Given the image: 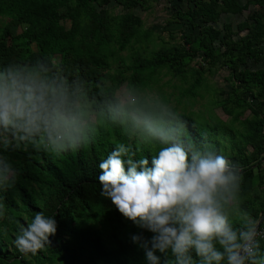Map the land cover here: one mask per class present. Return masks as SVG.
I'll list each match as a JSON object with an SVG mask.
<instances>
[{"label": "trees", "instance_id": "trees-1", "mask_svg": "<svg viewBox=\"0 0 264 264\" xmlns=\"http://www.w3.org/2000/svg\"><path fill=\"white\" fill-rule=\"evenodd\" d=\"M147 1L0 0V17L9 19L13 26L26 25L22 33L14 36H11L9 25L2 29L0 64H31L37 58L44 59L51 73L69 80L86 81L89 99L97 105L102 99L113 96L117 85L125 81L128 89L145 99L142 93L158 83L163 70L169 73L186 67L198 53L202 55V62L211 68L219 63H230L235 89L218 105L237 120L244 107L237 109L236 94L243 90L257 100L255 104L245 106L252 112V117L240 122L245 131L239 135L242 146L231 139L233 154L230 158L240 166L244 179L242 190L247 192L255 178L253 168H257L256 176L264 174V69L253 72L241 66L247 59L254 63L261 60V44L264 42V6L261 3L264 0H246L243 5L237 0H187L193 8L177 11L167 22L178 25L184 21L197 29L198 34L184 36L183 48L168 53L153 50L147 53L151 33L141 32L140 20L133 14ZM113 2L121 6L124 14H109L106 7ZM225 6L229 13L245 11L249 6L259 10L251 15L254 23L251 32L238 40L226 35L225 48L219 51L214 48V42L220 32L211 26L200 27L195 21H212L218 16V9ZM63 8L66 10L61 16L59 10ZM65 18L70 22L68 29L61 24ZM8 37L11 45L6 41ZM20 40H25L27 45H22ZM136 43L140 44L139 50L135 49L128 57L129 63H126L118 54L134 49ZM31 46L35 48L32 51L29 49ZM111 58H115L123 70H131V75L125 76L123 70L109 73ZM190 72L194 74L193 70ZM194 79L196 83L193 86L199 81L197 77ZM229 104L232 107H228ZM181 122L184 137L198 146L223 136L219 125L202 127L183 114ZM88 134L93 143H82L78 149L60 155L36 151L31 146L23 153L19 150L3 153L20 155L26 163L18 173L15 185L0 195L9 216L14 218L0 222V228L4 229V233L0 231V264H150L144 250L133 243L131 237L142 234L150 239L153 234L125 219L110 200L100 195L98 177L101 170L98 165L117 142L129 145L137 159L154 153L158 145L143 142L130 124L121 126L104 118L95 122ZM248 146L254 150L250 156H244L242 149ZM224 155L229 156L226 152ZM248 208L249 214L259 216L258 212ZM41 211L45 216L56 219L57 232L49 238L50 245L37 255L24 256L14 246L15 235L21 224L26 226ZM259 227L264 230V223H259ZM155 254L161 257L163 264V255L158 251Z\"/></svg>", "mask_w": 264, "mask_h": 264}, {"label": "clouds", "instance_id": "clouds-1", "mask_svg": "<svg viewBox=\"0 0 264 264\" xmlns=\"http://www.w3.org/2000/svg\"><path fill=\"white\" fill-rule=\"evenodd\" d=\"M166 101V102H165ZM163 96L145 100L121 88L93 105L86 81L51 73L44 59L0 64V191L15 185L17 171L3 153L31 146L60 155L94 141L91 126L104 118L131 125L158 145L136 158L117 142L100 161V195L127 220L153 235H132L150 264H264V234L244 210L237 163L213 145L198 146L182 133L181 114ZM10 217L0 200V219ZM57 221L37 212L14 238L24 256L50 245Z\"/></svg>", "mask_w": 264, "mask_h": 264}, {"label": "rangeland", "instance_id": "rangeland-1", "mask_svg": "<svg viewBox=\"0 0 264 264\" xmlns=\"http://www.w3.org/2000/svg\"><path fill=\"white\" fill-rule=\"evenodd\" d=\"M239 1L243 2L244 0ZM261 4L264 6V2ZM106 8L112 16L124 14L121 6H118L114 2ZM189 8H193V6L187 0H148L144 3L142 9L137 8L133 11V14L140 20L139 28L141 32L143 34L151 33L150 42L147 44V53L152 50L160 53L173 52L175 49L183 48L182 42L184 36H195L198 34L197 29L191 28L189 23L184 21L179 22L178 25L167 22L171 18H174L177 11L183 12ZM226 8L227 6L218 9V16L212 21L203 22L199 19H196L195 21L200 27L211 26L220 32L219 38L214 42V48L219 51L224 50L225 42L228 40V37L232 40H238L245 36L249 31L251 32V27L254 25L251 15L256 10H259L257 7L249 6L245 11L229 13ZM65 10V8L59 10V14L64 16ZM9 22V19L0 17V34L2 29L8 25L11 36L18 35L26 29V25L24 24L13 26L9 24ZM61 24L68 29L70 26L69 19H63ZM226 35L229 36L227 37ZM6 41L8 45L12 44L10 37H8ZM20 42L22 45H27L25 40H20ZM139 45L136 43L134 49L124 50L119 53L118 56L123 57L126 60V63H129L128 57L132 55V52L135 51V49L139 50ZM261 48H264V42H262ZM29 49L32 51V49L34 50L35 48L34 46H31ZM25 54H27V52H25ZM260 58V62L257 63L252 62L251 59H247L241 68H247L253 72L259 69H264V51ZM57 61L58 57L55 59V62ZM109 62V73L123 70V67L120 63L115 61V58L109 59ZM230 67V63H219L211 68V66L202 62V55L198 53L192 57L191 62L186 67H182L177 71H170L169 73H166V71L163 70V74L158 76V83L146 89L142 93V96L145 100L152 101H156L159 97L163 96L173 104L180 114L193 119L199 126H221V135L223 136L206 144L213 145L216 150L223 155L224 152H226L229 155L226 157L236 163L234 159L230 158L233 154L231 151V139H233L239 146H242V139L239 135L243 134L245 131L244 125L240 122L246 117H252V112L247 110L245 106L248 103L255 104L257 100L253 98L250 93L240 90L236 94V107L237 109L244 107V109H242V113L237 120H233V116L225 113L218 105L219 101L228 98L235 89L234 86L236 85V81L233 78ZM191 70L194 71V74H191ZM123 71L125 76L131 75V70L126 69ZM196 77L199 81L197 82L198 84L193 86L196 83L194 79ZM121 88L128 89L126 81L117 85L116 93L119 92ZM188 89H190L192 94H189L190 92L184 94L185 90ZM182 93L183 95H181ZM228 107H232V105L229 104ZM25 150L26 149L19 151L23 153ZM253 150L254 149L251 146L245 147L242 149V154L244 156H250ZM15 155L16 154L10 152L4 154V157L8 163L12 164L13 169L16 170L17 173H20V171L24 169L26 161H23L22 156ZM256 174L257 168L254 167L253 175L255 178L250 182L249 190L247 192L242 190L244 179L242 181L241 191L243 204L241 207L247 212L250 211L248 207H251L252 210L258 212V217H255L252 213L250 216L256 220L257 224H259L262 217H264V174L260 177L256 176ZM6 191L7 189L0 191V195H3ZM6 218L0 219V222L6 220ZM23 218H25V215H23ZM261 223H264V218ZM3 230L4 229L0 228V231L3 232Z\"/></svg>", "mask_w": 264, "mask_h": 264}, {"label": "crops", "instance_id": "crops-1", "mask_svg": "<svg viewBox=\"0 0 264 264\" xmlns=\"http://www.w3.org/2000/svg\"><path fill=\"white\" fill-rule=\"evenodd\" d=\"M237 2H238L240 5H243V4L246 2V0H244L243 2H240L239 0H237ZM262 50L264 51V48H262Z\"/></svg>", "mask_w": 264, "mask_h": 264}, {"label": "built area", "instance_id": "built-area-1", "mask_svg": "<svg viewBox=\"0 0 264 264\" xmlns=\"http://www.w3.org/2000/svg\"><path fill=\"white\" fill-rule=\"evenodd\" d=\"M261 230V233L263 234L264 230L263 229H260Z\"/></svg>", "mask_w": 264, "mask_h": 264}, {"label": "water", "instance_id": "water-1", "mask_svg": "<svg viewBox=\"0 0 264 264\" xmlns=\"http://www.w3.org/2000/svg\"><path fill=\"white\" fill-rule=\"evenodd\" d=\"M263 216H264V215H263ZM263 218H264V217H262V219H263ZM262 219H261V222H262ZM261 222H260V223H261ZM258 225H259V224H258Z\"/></svg>", "mask_w": 264, "mask_h": 264}]
</instances>
